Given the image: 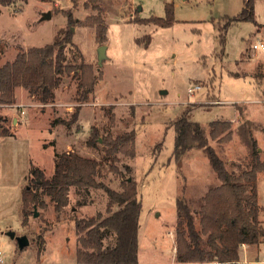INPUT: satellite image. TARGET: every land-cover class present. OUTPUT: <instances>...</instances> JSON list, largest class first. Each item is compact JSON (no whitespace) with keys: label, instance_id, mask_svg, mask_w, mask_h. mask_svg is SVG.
Masks as SVG:
<instances>
[{"label":"rangeland","instance_id":"rangeland-1","mask_svg":"<svg viewBox=\"0 0 264 264\" xmlns=\"http://www.w3.org/2000/svg\"><path fill=\"white\" fill-rule=\"evenodd\" d=\"M166 3L174 5L177 22L172 27L137 22L164 18ZM102 6L108 30L107 41L100 44L95 26L88 23L98 12L87 0H16L0 5V66L14 62L20 52L52 44L61 30L72 27L65 63L84 62L103 74L77 119L78 81L72 75H63L53 103L41 104L19 87L17 105L0 107L12 132L0 137V264H78L76 221L107 214L109 197L103 189L79 192L72 187L61 213L41 194L46 206L33 209L28 225H23L21 195L32 184L31 169H41L50 179L55 160L65 152L99 160L98 181L114 190L121 191L126 179L137 183L142 201L141 262L174 261L177 200L190 206L200 228L203 197L221 184L202 150L174 159L173 123L184 112L208 131L210 122H233L230 142L209 139L229 170L248 169L255 147L264 161V50L254 49L256 43H264V0L254 6L257 23L235 22L225 31V18L238 16L244 0H102ZM47 12L50 19L45 18ZM101 46H106L102 59ZM195 85L201 89L190 95ZM93 131L98 133L96 149L87 143ZM131 132L134 142L128 149L134 147L135 156L118 153L114 162L106 155L104 139ZM258 198L264 226V173L258 178ZM23 235L29 245L21 250L17 238ZM39 235L45 241L42 254ZM114 240L108 235L104 245ZM242 255V264L256 261V254ZM259 260L264 262V251Z\"/></svg>","mask_w":264,"mask_h":264},{"label":"trees","instance_id":"trees-1","mask_svg":"<svg viewBox=\"0 0 264 264\" xmlns=\"http://www.w3.org/2000/svg\"><path fill=\"white\" fill-rule=\"evenodd\" d=\"M98 14L88 19L89 26H95L96 39L100 44L107 41V26L103 16L102 0H87ZM257 0H244L242 12L234 18H225L223 30L235 22H256L254 6ZM16 0H0V5L9 6ZM166 16L139 18L138 23H154L168 28L176 22L174 5L165 4ZM73 22L72 16L69 15ZM62 34L64 37L62 38ZM73 30H61L52 44L33 47L20 52L14 62L0 66V107L16 103V89L23 87L41 104L53 103L56 90L63 81V75L77 79L76 107L77 119L81 105L89 101L96 83L103 74H96L93 67L84 62L65 63V47L72 43ZM224 43V35L221 34ZM151 40L145 45L148 47ZM175 147L173 157L180 161L192 149L202 150L215 171L221 184L212 188L203 197L198 215L200 228L195 224V213L184 200H177L178 225L176 227V261L174 264H239L243 245L258 247L264 240V226L260 221L263 208L258 198V178L264 173V161L256 150L249 162V168L237 173L227 168L226 162L218 155L209 139L230 142L233 137V122L217 120L206 126L190 119L184 112L174 123ZM98 133L92 132L88 146L97 148ZM12 136L5 119L0 116V137ZM135 133H125L116 138L104 139L106 155L117 161L118 153L135 156ZM100 161L87 158L75 152H65L55 160V171L50 179L44 172L33 167L31 185L22 191L23 225H28V216L37 207H45L41 194L51 198L57 213L68 206L72 187L79 192L88 189H103L109 197L107 214L101 213L91 218L76 221L79 248L78 264H139V228L142 201L138 185L126 179L122 190L117 191L98 181ZM118 172L117 168H114ZM40 181V182H39ZM42 189V192H40ZM117 206L116 210L112 207ZM113 236L114 243L105 246L104 239ZM39 253L44 251V238L39 235Z\"/></svg>","mask_w":264,"mask_h":264},{"label":"crops","instance_id":"crops-1","mask_svg":"<svg viewBox=\"0 0 264 264\" xmlns=\"http://www.w3.org/2000/svg\"><path fill=\"white\" fill-rule=\"evenodd\" d=\"M16 99H17V97H16ZM14 105H17V104H14ZM22 106L23 105L18 104L17 107L21 108ZM174 250H175L174 261H171L170 263L169 262H141L139 260V252H138V262H139V264H174L175 261H176V249H174ZM261 251H264V247H261L260 245L258 247H250V246H247V245H243L241 247V251H240V263L239 264L243 263V259H242V256H243L242 254L243 253L245 254V256L248 255L250 258H253V257H255L257 255L256 256V261L250 262L251 264L252 263H256L257 264L259 262L264 263V262H262L263 260H261V261L259 260V254H260Z\"/></svg>","mask_w":264,"mask_h":264},{"label":"water","instance_id":"water-1","mask_svg":"<svg viewBox=\"0 0 264 264\" xmlns=\"http://www.w3.org/2000/svg\"><path fill=\"white\" fill-rule=\"evenodd\" d=\"M140 10H141V8H140ZM50 17H51V13H50V12H47V13L45 14V18H46V19H50ZM105 50H106V46H101V47L99 48V56H100V59H102V58L105 56ZM164 93H165V92H164ZM130 181H131V180H130ZM35 210H36V208H35ZM35 212H36V211H35ZM34 215L37 216V212L34 213ZM11 236L14 237L15 234L12 233ZM17 239H18L19 248H20L21 250H24V249L29 245V239H28L27 236L23 235V236L18 237Z\"/></svg>","mask_w":264,"mask_h":264},{"label":"built area","instance_id":"built-area-1","mask_svg":"<svg viewBox=\"0 0 264 264\" xmlns=\"http://www.w3.org/2000/svg\"><path fill=\"white\" fill-rule=\"evenodd\" d=\"M254 49L264 50V43H262V42L256 43L254 45ZM200 89H201L200 85H195V86L189 88L188 93L191 95V94H194L195 92L199 91ZM2 262H3V258H2V254L0 252V263H2Z\"/></svg>","mask_w":264,"mask_h":264}]
</instances>
